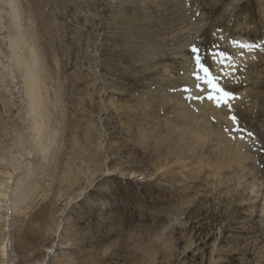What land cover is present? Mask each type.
Masks as SVG:
<instances>
[{
  "label": "rangeland",
  "instance_id": "rangeland-1",
  "mask_svg": "<svg viewBox=\"0 0 264 264\" xmlns=\"http://www.w3.org/2000/svg\"><path fill=\"white\" fill-rule=\"evenodd\" d=\"M8 1L0 264H264V0H15L17 23ZM19 33L50 144L33 142Z\"/></svg>",
  "mask_w": 264,
  "mask_h": 264
},
{
  "label": "bare ground",
  "instance_id": "bare-ground-1",
  "mask_svg": "<svg viewBox=\"0 0 264 264\" xmlns=\"http://www.w3.org/2000/svg\"><path fill=\"white\" fill-rule=\"evenodd\" d=\"M8 2H9L8 4L10 5L9 7H11V10H12L11 18L13 19L14 23H17V20L20 16L17 4L15 3V0H9ZM24 40L26 39L23 36L21 37L20 33L17 34L16 39H14V41L10 45V49H11L10 57L17 70H20L21 72V70L23 69L22 71L24 74L23 76L24 88H25L24 90H25L26 99L28 101L27 110H28L29 115L31 116V121L33 122L31 125L32 132L35 133L33 135V142L34 140H37V142H35L36 146L39 144L41 145L43 141H46L48 144H50L54 142L52 138L54 136L52 135L51 137V135L47 133L49 129L48 126L50 123V117H49V113L46 110L44 112V109H46L44 101L46 99L43 97V94L41 93V89H40L41 81L39 79L40 76L38 74V70L40 69V60H39V56L36 51L35 44L30 43V45H28V47L26 48L27 55L23 58V60L19 59V57L17 58L18 51L22 49L23 45L27 44L26 42H24ZM42 148H43V151H45L46 148H48V145L46 146L42 145ZM25 197H26L25 193L22 192L18 197L19 198L18 202L22 203L26 199ZM10 201L11 200H9V202ZM16 204L17 203L14 202L15 207H16Z\"/></svg>",
  "mask_w": 264,
  "mask_h": 264
},
{
  "label": "snow or ice",
  "instance_id": "snow-or-ice-1",
  "mask_svg": "<svg viewBox=\"0 0 264 264\" xmlns=\"http://www.w3.org/2000/svg\"><path fill=\"white\" fill-rule=\"evenodd\" d=\"M241 47H244L243 45H241ZM197 49H193V52H197ZM219 60L217 61L219 64L223 65V67H231V65L227 64L226 61L230 60L231 57L227 56V54L225 53H219ZM196 63L200 69L201 72H203L204 76V82L209 85L210 89L212 90L213 94H209L208 99L209 100H214L215 103L217 104V106H222V105H228L230 107V105L228 104L229 100L232 98V95L230 92L226 91L224 88H222L219 83V77L214 76L212 74V72L209 70L208 67H206L205 65H203L201 63L200 57L197 56L196 57ZM228 73H225V75H227ZM235 119V118H233Z\"/></svg>",
  "mask_w": 264,
  "mask_h": 264
}]
</instances>
